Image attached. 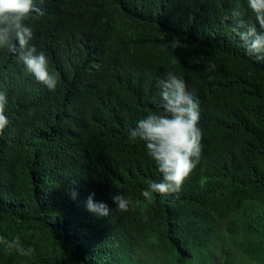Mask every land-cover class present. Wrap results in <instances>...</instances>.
Returning a JSON list of instances; mask_svg holds the SVG:
<instances>
[{
	"label": "trees",
	"instance_id": "trees-1",
	"mask_svg": "<svg viewBox=\"0 0 264 264\" xmlns=\"http://www.w3.org/2000/svg\"><path fill=\"white\" fill-rule=\"evenodd\" d=\"M34 4L44 15L27 21L30 43L59 82L50 91L0 50L9 120L0 136V237L32 250L0 244V264H264V61L233 31L239 19L255 23L246 0ZM172 36L185 47L163 48ZM167 72L199 100L203 148L179 194L149 201L142 192L161 174L127 130L160 111ZM116 194L132 201L126 212L115 209ZM90 196L109 216L87 210Z\"/></svg>",
	"mask_w": 264,
	"mask_h": 264
},
{
	"label": "clouds",
	"instance_id": "clouds-1",
	"mask_svg": "<svg viewBox=\"0 0 264 264\" xmlns=\"http://www.w3.org/2000/svg\"><path fill=\"white\" fill-rule=\"evenodd\" d=\"M247 6L255 16V23L239 19L233 31L239 35L247 49V53L258 61H264V0H246ZM44 15L34 0H0V50L18 55L20 61L35 79L54 91L59 82V75L49 70V60L45 52L32 45L34 32L27 21L33 16ZM233 17L239 18L242 13L234 9ZM259 25V30L257 28ZM241 29H243L241 31ZM175 52L185 45L178 36L161 45ZM204 58L193 60L200 63ZM214 63L206 64L207 79H215ZM160 101L157 105L160 111L153 112L137 122L136 127L127 130L128 141L135 144L143 142L148 156L155 162L161 179L149 181L147 189L142 192L146 200L153 199V193L162 196L179 194L184 182L200 163L202 148V131L198 126L200 120L199 100L187 89L185 80L167 72L158 81ZM7 94L0 90V136L9 124L5 115ZM32 114L31 112L29 113ZM75 199L77 193L68 190ZM94 195V194H93ZM115 209L126 212L132 203L127 197L116 194L111 197ZM87 210L99 217H107L110 209L106 203H94L90 196L86 204ZM0 244L6 250L14 249L20 255H30L32 250L25 249L19 238L9 241L0 237Z\"/></svg>",
	"mask_w": 264,
	"mask_h": 264
},
{
	"label": "rangeland",
	"instance_id": "rangeland-1",
	"mask_svg": "<svg viewBox=\"0 0 264 264\" xmlns=\"http://www.w3.org/2000/svg\"><path fill=\"white\" fill-rule=\"evenodd\" d=\"M236 264H243L245 261L243 260L242 261V259L241 258H239V259H236Z\"/></svg>",
	"mask_w": 264,
	"mask_h": 264
}]
</instances>
